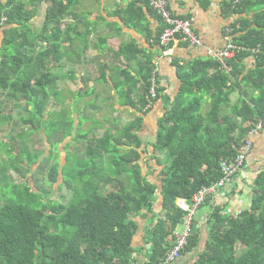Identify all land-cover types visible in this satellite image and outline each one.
Returning <instances> with one entry per match:
<instances>
[{
  "label": "trees",
  "instance_id": "16d2710c",
  "mask_svg": "<svg viewBox=\"0 0 264 264\" xmlns=\"http://www.w3.org/2000/svg\"><path fill=\"white\" fill-rule=\"evenodd\" d=\"M26 2L32 6L49 2L37 33L28 25L33 8L27 10L23 0H0V26L4 28L0 101L11 100L16 109L26 111L20 120L32 126L19 136L43 128L48 139L57 132L66 138L72 124L65 115L54 119L51 127H42L53 116L48 111L55 80L49 64L53 56L51 30H56L66 5L63 0ZM223 6L227 17L237 15L230 23L234 41L247 48L259 45L261 52L250 68L245 59L251 54L246 49L226 59L227 67L209 55L177 63L179 87L158 119L152 145L157 164H163L159 155L165 156L164 167L158 171L160 184L149 178L152 171H141L136 150L140 141L131 132L139 127V119L122 126L117 137L108 131L101 138L88 139L74 155L67 152L66 145L65 165L60 168L56 159L49 178L57 181L61 176L62 185L71 193L67 202L46 204L39 200L41 194L29 187L21 189L10 183L3 187L4 196L9 190L0 204V264H132L136 217L147 214L145 264L163 261L174 245L176 227L184 221L185 212L177 207L176 199H189L199 188L216 181L221 175L220 162L236 155L250 129L258 123L264 126V0H242L235 7L232 0H224ZM37 40L46 44L37 48ZM127 49L121 46L117 53ZM142 65L145 108L154 99L149 94L153 64L145 61ZM156 81L158 97L163 88L157 74ZM232 93L238 95L235 101ZM130 105L135 106L134 101ZM124 134L128 143L120 145L131 147L120 152L117 144ZM83 136L78 132L77 138ZM23 154L27 164L39 159L26 147ZM158 191L161 210L156 212ZM207 233L205 248L193 264H264V168L251 183L250 206L231 215L214 206L208 214ZM199 240L200 231L193 222L182 252L192 251Z\"/></svg>",
  "mask_w": 264,
  "mask_h": 264
},
{
  "label": "crops",
  "instance_id": "0c3cea01",
  "mask_svg": "<svg viewBox=\"0 0 264 264\" xmlns=\"http://www.w3.org/2000/svg\"><path fill=\"white\" fill-rule=\"evenodd\" d=\"M23 1L27 10L33 8L34 16L28 25L37 33L42 29L49 2L32 6ZM63 1L66 5L65 15L60 18L56 30L55 27L51 30L53 56L49 64L55 80L51 84L49 110L53 119L65 115V120L72 124V131L66 137L67 152L74 155L88 139L101 138L108 131L117 137L122 126L139 119V127L131 132L140 141L136 150L140 153L141 171H152L149 178L156 179L160 168L156 167L152 157V145L158 119L166 112L179 87L177 63L206 58L208 49L215 51L223 47V28L236 20L237 15H225L224 0H167L174 15L193 18V29L202 45L192 46L174 39L169 45L171 50L165 53L164 47L154 42L163 22L145 0ZM3 40L4 28L0 26V50ZM37 41V48L46 44ZM121 46L128 49L118 54ZM145 61H151L156 67L163 89L158 97L142 108L145 84L140 73ZM245 62L250 68L255 60L250 56ZM237 97V93H232V101ZM133 101L135 106L130 105ZM78 132L86 137L77 138ZM123 142L128 143L125 134L117 144L120 152L131 147L125 144L121 146ZM252 143L246 165L236 176L231 191L220 192L213 199L208 198L209 201L198 209L193 220L200 231L198 246L192 251L182 252L169 264H193L199 258L208 238V214L214 206L225 215L235 214L250 206L251 183L264 168V127L254 133ZM59 162L60 168L65 165L62 158ZM154 210H161L159 191ZM149 218V214L136 217L138 229L131 242L135 258L132 264H145L147 261L149 246L145 244L144 235Z\"/></svg>",
  "mask_w": 264,
  "mask_h": 264
},
{
  "label": "built area",
  "instance_id": "2783aa9c",
  "mask_svg": "<svg viewBox=\"0 0 264 264\" xmlns=\"http://www.w3.org/2000/svg\"><path fill=\"white\" fill-rule=\"evenodd\" d=\"M241 1L242 0H232V7H235ZM145 2L163 22V27L156 41L159 46L164 47L163 51L165 53L171 50L169 45L174 39L187 42L192 46L202 45L200 37L193 29V18L191 16L174 15L169 8L167 0H145ZM4 20L5 17L2 18V22ZM223 35L225 40L223 47L215 51L208 49L207 56L209 55L217 59L224 67H227L225 62L226 59L233 57L234 54L240 50L246 49L250 51L253 58L261 52L259 45L247 48L237 44L234 41L233 28H231L230 24L224 26ZM156 74V67H153L149 89V94L152 98L157 96L156 89L158 88V82L156 81ZM263 127L262 123H258L254 128L250 129L247 137L239 146L236 155L231 159L220 162L219 169L221 175L216 181L209 185L202 186L189 199L185 197H178L176 199L177 207L185 212L184 221L181 223L182 228L178 229V227H176L174 231V245L167 252L160 264H169L180 257L184 247L187 245L196 213L206 199H213L218 194H221L220 192L231 191L236 176L246 165L247 157L253 145L252 136Z\"/></svg>",
  "mask_w": 264,
  "mask_h": 264
},
{
  "label": "rangeland",
  "instance_id": "374dc122",
  "mask_svg": "<svg viewBox=\"0 0 264 264\" xmlns=\"http://www.w3.org/2000/svg\"><path fill=\"white\" fill-rule=\"evenodd\" d=\"M0 109V204L8 194L9 189L5 190V196L2 192L6 183L17 184L21 189L29 187L31 191L41 194L39 200L46 204L53 201L67 202L71 193L65 185H62L61 176L57 181L49 178L51 164L61 158L65 162L67 138L59 137V132H57L48 139L43 128H33L27 136H19V134L26 133L32 126L20 120L21 115H27L26 111L21 107L17 108V111L11 100L1 103ZM8 115L10 118H6ZM55 122L51 117L50 123L44 122L42 127H51ZM34 125L37 126V123L35 122ZM25 147L29 153H37L39 159L27 164V159L23 157ZM17 154L19 157L16 159ZM159 158L165 164V156L161 154ZM155 164L160 171L164 167L163 164L159 165L156 162ZM152 180L160 184L159 177L152 178ZM178 228H182V225H178Z\"/></svg>",
  "mask_w": 264,
  "mask_h": 264
}]
</instances>
